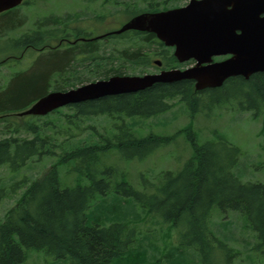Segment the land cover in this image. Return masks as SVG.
Wrapping results in <instances>:
<instances>
[{
    "label": "trees",
    "instance_id": "1",
    "mask_svg": "<svg viewBox=\"0 0 264 264\" xmlns=\"http://www.w3.org/2000/svg\"><path fill=\"white\" fill-rule=\"evenodd\" d=\"M20 5L0 13L4 25H9L6 30L16 27L13 14ZM156 10L151 5L145 12ZM80 32L78 30L77 34ZM131 33L144 43L163 45L153 33L126 31L118 37H126ZM42 41L43 35L34 32L33 35L15 40L14 46L35 48ZM87 42L90 43H84V46L74 44L64 49L55 47L49 50L31 69L14 72L0 86V169L5 167L11 173V176L5 177L0 171V202L7 197H15V204L7 210L6 217L0 222V264H26V251L33 249L56 260L69 259L73 264H110L111 260L128 250L134 234L124 229V224L116 216L112 220L105 212L104 216L110 221L109 224H101L97 212L91 214L86 210L90 202L95 203L112 192L114 197L120 195L132 200L148 213L157 214L179 229L178 247L166 255L170 257L168 264H183L179 262L181 253L177 255L176 252L181 251L179 248L187 247L197 249L201 264H219L207 262L216 248L224 249L227 255H231L227 263L232 262L237 255L228 244L232 236L222 231L218 236L211 229V215L215 209L223 214L244 216L257 241L254 249L264 253V183L241 181L231 170L236 158L224 160L212 150V143L200 144L194 132L188 134L193 156L177 174L166 171L163 175L164 185L154 194L136 190L125 180L115 183L113 188L112 168L100 169L97 162L101 152L113 147L127 159L143 158L159 146L171 142L176 134L160 136L149 133L136 137L128 120L147 119L165 113L174 99L183 102L191 116L200 109L197 106L198 98L207 94V106L235 100L238 109L251 111L255 116L262 113L264 118V72H256L248 79L231 77L220 87L202 91L194 90L192 80H180L154 83L138 92L104 96L68 105L65 108L71 112L63 117L66 118L67 126H55L52 133V124H38L35 121L60 113L61 108L45 116H20L21 111L52 91V88L67 89L63 85H52L51 80L58 77L63 79L62 76L66 74L76 73L70 64V61L76 62V54L79 60L83 59L82 55L90 61L99 59L96 57L97 41ZM119 51L121 59L137 62L144 58L145 61L146 54L142 56L139 48ZM109 55L107 59H112ZM159 55L163 68L177 66L171 47H164ZM102 66L97 62L96 70L89 73L105 79L113 70H99ZM113 75L124 74L116 69ZM64 81L69 86L68 80ZM100 115L112 122L107 133L100 131L103 127L95 118ZM82 120L91 135L76 139L74 132L82 128ZM21 131L30 137L22 136ZM53 133L67 135V138L58 143ZM52 136L55 141H52ZM75 139L76 142L73 141ZM68 141V150L61 151V154L53 153L56 146L62 148ZM45 156L56 157L52 169L40 177L28 179L23 176L17 179L21 169L34 161L40 162ZM64 163L70 164L69 168L81 176L82 180L77 178L72 185H61L58 167Z\"/></svg>",
    "mask_w": 264,
    "mask_h": 264
},
{
    "label": "rangeland",
    "instance_id": "2",
    "mask_svg": "<svg viewBox=\"0 0 264 264\" xmlns=\"http://www.w3.org/2000/svg\"><path fill=\"white\" fill-rule=\"evenodd\" d=\"M25 1L26 3L21 4L13 14V21L17 24L15 28L6 30L9 25H4V19L0 17V86L4 85L14 72L34 66L39 59L45 56L49 50H54L55 47L64 49L74 44L82 46L84 43L90 42L81 41L80 37H93L114 31L134 15L150 8L151 5L157 10H161L184 5L189 0ZM78 30H81L80 34H77ZM34 32L43 35V41L38 47L16 48L14 46L15 40L33 35ZM114 36H104L96 40V57L99 59L90 61L82 55L83 59L79 60L76 54V62L70 61L76 73L66 74L62 76L63 79L61 77L52 79L51 84L54 86L63 85L64 88L69 89L87 82L104 79L103 77L99 78V75L89 73V71L96 70L97 62L103 64L99 70L103 71L106 68L113 70L107 74V77L112 76L116 69H120L124 75L155 73L161 69L153 61L162 59L159 52L165 47L164 45L144 43L133 36V33L126 37L124 35L118 37L115 34ZM138 48L143 53L142 56L146 54L145 61H143L144 58L137 62L128 61L127 58L121 59L120 49L133 51ZM171 49L173 52V48ZM109 54L113 57L112 59H107ZM40 55L42 56L37 58ZM192 62L189 60L177 63V66L172 68L183 69ZM66 79L69 86L64 81ZM198 99L197 106L200 109L193 116L190 115L189 109L183 102L174 99L171 101L170 109L165 113L147 119L131 118L128 120L136 137L146 136L149 133L160 136L176 134V136L171 142L159 146L154 152L143 158L127 159L115 147L101 152L97 162L100 169L112 168L113 188L115 183L125 180L136 190L147 194L156 193V190L164 185V173L170 171L174 175L177 174L185 162L193 156L188 139L189 132L195 133L200 144L212 143V150L219 153L224 160L236 158V163L231 170L241 181L264 183V118L262 113L255 116L251 111L240 110L235 100L227 104L207 106V94L201 95ZM60 110V113L47 115L35 122L52 124L51 133L55 126L65 128L67 126L66 118L63 119V117L71 111L65 107ZM95 118L100 121L99 124L103 127L100 128V131L107 133L112 124L111 120L104 115ZM80 124L82 128L73 131L76 139L91 135L83 125L84 120L80 121ZM1 128L2 122H0V130ZM20 134L26 135L24 131H21ZM53 136L58 143L67 138V135L64 136L61 133H53ZM53 136L51 139L55 141ZM76 139L73 141L76 142ZM111 140L113 139L111 138ZM69 143L70 141L63 144L62 148L56 146L53 153L61 154V151L68 150L66 145ZM55 162L56 157L45 156L40 162L34 161L21 169L17 179L23 176L28 179L40 177L52 169ZM69 167L71 165L68 163L58 167L63 186L72 185L77 178H81ZM0 171L5 177L11 176L5 167H2ZM19 192L20 189L16 194L18 195ZM114 196L115 194L112 192L95 203L90 202L86 210L91 214L97 212L98 221L101 224H109L110 220L104 216L105 212L112 220H115L114 216H116L124 224V229L126 228L134 234L133 242L129 244L128 250L111 260L110 264H143L142 262L145 264H168L170 257L166 255L174 252L178 247L179 229L174 228L171 223L165 222L157 214L148 213L134 201L124 199L120 195ZM14 204L15 197L2 199L0 222L6 217L7 210ZM211 229L218 236L221 231L225 235L229 233L228 235L232 236L228 244L235 249L238 256L236 255L230 264H264V253L254 249L257 241L244 216L239 217L237 214L231 213L223 214L215 209L211 215ZM213 245L215 246V244ZM179 250L181 251L176 253L177 255L181 253L180 263L201 264L199 252L194 247L179 248ZM26 255V264H73L69 259L56 260L35 249L27 250ZM230 259L231 255H227L224 249L216 248L207 258V262L226 264Z\"/></svg>",
    "mask_w": 264,
    "mask_h": 264
},
{
    "label": "water",
    "instance_id": "3",
    "mask_svg": "<svg viewBox=\"0 0 264 264\" xmlns=\"http://www.w3.org/2000/svg\"><path fill=\"white\" fill-rule=\"evenodd\" d=\"M23 1L0 0V13ZM130 30L153 33L166 47L173 48L179 63L193 59L195 64L142 75H112L66 90H52L19 115L45 116L86 100L138 92L154 83L192 80L194 90L202 91L220 87L231 77L248 79L264 72V0H189L183 6L141 12L114 31L80 39L93 41ZM222 56L226 57L214 60ZM153 63L162 65L160 59Z\"/></svg>",
    "mask_w": 264,
    "mask_h": 264
},
{
    "label": "flooded vegetation",
    "instance_id": "4",
    "mask_svg": "<svg viewBox=\"0 0 264 264\" xmlns=\"http://www.w3.org/2000/svg\"><path fill=\"white\" fill-rule=\"evenodd\" d=\"M110 32V31H109ZM131 32H133V31H131ZM109 35V36H108ZM107 37H111V36H114V34H107L106 35ZM226 56H222V57H215L214 58V60H222V59H224ZM190 60H192L193 62H192V64H190L189 66H187V67H190V66H192V65H194L195 64V61L193 60V59H190ZM186 68V67H185ZM161 69H162V66H161ZM160 69V70H161ZM184 69V68H183Z\"/></svg>",
    "mask_w": 264,
    "mask_h": 264
}]
</instances>
